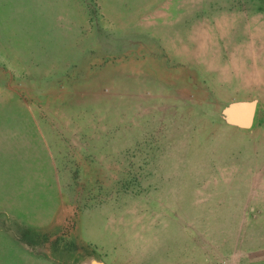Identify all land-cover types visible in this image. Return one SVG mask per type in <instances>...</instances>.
I'll list each match as a JSON object with an SVG mask.
<instances>
[{
  "label": "rangeland",
  "instance_id": "obj_1",
  "mask_svg": "<svg viewBox=\"0 0 264 264\" xmlns=\"http://www.w3.org/2000/svg\"><path fill=\"white\" fill-rule=\"evenodd\" d=\"M238 3L0 0L1 208L49 214L50 248L115 253L153 218L260 237L264 72L234 54ZM206 205L240 215H184Z\"/></svg>",
  "mask_w": 264,
  "mask_h": 264
},
{
  "label": "crops",
  "instance_id": "obj_2",
  "mask_svg": "<svg viewBox=\"0 0 264 264\" xmlns=\"http://www.w3.org/2000/svg\"><path fill=\"white\" fill-rule=\"evenodd\" d=\"M244 2L245 5L234 4L238 13L234 11L232 16L225 18L232 24L234 54L241 56L240 45L246 39L250 72L263 73L264 0ZM248 196L249 199H257L256 195ZM2 198L0 195V264H264V232L258 237L249 226L248 232L241 235L243 229L240 223L237 221L235 224L234 219L230 221L224 218L220 222L207 219L206 223L193 224L191 217L186 218V224L182 225L172 221L164 223L162 230L155 228V221L160 222L161 219L153 218V227L149 229L143 224L138 229L137 239L131 241L129 246L122 245L115 253L109 252L111 245L107 239L104 241V253L101 250L103 245L93 242L88 246L76 242L69 248L60 242L50 248L49 240L45 239L55 222L49 219V214L42 213L40 222L34 223L31 218L33 210L18 213L17 209L11 207L1 208ZM184 209V215L192 216L240 215L239 210L232 208L231 211L230 207ZM55 221L59 223L57 216Z\"/></svg>",
  "mask_w": 264,
  "mask_h": 264
},
{
  "label": "water",
  "instance_id": "obj_3",
  "mask_svg": "<svg viewBox=\"0 0 264 264\" xmlns=\"http://www.w3.org/2000/svg\"><path fill=\"white\" fill-rule=\"evenodd\" d=\"M246 112L248 113V115L251 117V115L253 114V111L250 109V110H248V109H246ZM242 115L243 113L242 112H239V110L238 111H235L234 112V120H236V118L235 117H237V120L240 122V125H242V126H245L246 124H244V122H242L241 120H240V118H238V116L237 115ZM242 119V118H241Z\"/></svg>",
  "mask_w": 264,
  "mask_h": 264
},
{
  "label": "bare ground",
  "instance_id": "obj_4",
  "mask_svg": "<svg viewBox=\"0 0 264 264\" xmlns=\"http://www.w3.org/2000/svg\"><path fill=\"white\" fill-rule=\"evenodd\" d=\"M245 122V121H244Z\"/></svg>",
  "mask_w": 264,
  "mask_h": 264
}]
</instances>
